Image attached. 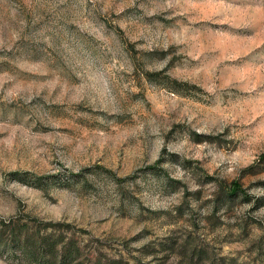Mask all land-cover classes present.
<instances>
[{
	"label": "rangeland",
	"instance_id": "1",
	"mask_svg": "<svg viewBox=\"0 0 264 264\" xmlns=\"http://www.w3.org/2000/svg\"><path fill=\"white\" fill-rule=\"evenodd\" d=\"M262 154L264 0H0V264H264Z\"/></svg>",
	"mask_w": 264,
	"mask_h": 264
},
{
	"label": "trees",
	"instance_id": "2",
	"mask_svg": "<svg viewBox=\"0 0 264 264\" xmlns=\"http://www.w3.org/2000/svg\"><path fill=\"white\" fill-rule=\"evenodd\" d=\"M166 86L173 92L180 93L179 85L182 83L177 79L169 78L165 82ZM261 161L264 162V154L261 155ZM239 186H233L228 191H223L225 198L231 200L233 196L238 194ZM13 240H17V243L21 244V250L25 253L27 260L36 264H128L121 258L105 259L99 254L94 261L80 260L81 250L78 245L71 243L64 247L62 252H58L57 244L62 240L60 235L48 236L43 235L40 229L35 232H29L23 228H18L14 225L13 228ZM1 247V244H0Z\"/></svg>",
	"mask_w": 264,
	"mask_h": 264
}]
</instances>
